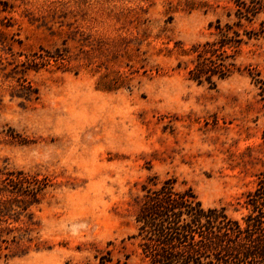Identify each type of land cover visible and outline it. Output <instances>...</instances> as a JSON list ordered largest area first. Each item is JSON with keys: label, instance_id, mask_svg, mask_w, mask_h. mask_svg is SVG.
Returning a JSON list of instances; mask_svg holds the SVG:
<instances>
[{"label": "rangeland", "instance_id": "374dc122", "mask_svg": "<svg viewBox=\"0 0 264 264\" xmlns=\"http://www.w3.org/2000/svg\"><path fill=\"white\" fill-rule=\"evenodd\" d=\"M234 11V0H0V264H100L108 251L112 264H147L136 217L147 186L170 176L242 217L264 159V95L248 71L264 65V34H243L215 86L189 78L183 52Z\"/></svg>", "mask_w": 264, "mask_h": 264}, {"label": "trees", "instance_id": "16d2710c", "mask_svg": "<svg viewBox=\"0 0 264 264\" xmlns=\"http://www.w3.org/2000/svg\"><path fill=\"white\" fill-rule=\"evenodd\" d=\"M234 4L237 19L224 25L218 19L216 39L183 49L185 54H194L190 79L215 86L216 79L234 72L236 65L229 58H235L243 34L248 38L264 34V19L258 28L244 29V33L235 28L264 13V0H234ZM248 71L264 95V65H251ZM261 144L264 147V129ZM177 183L170 176L147 186L136 217L147 264H264V159L253 187L238 199L245 210L240 219L225 206H205L191 187L179 189ZM99 260L100 264L113 262L109 251Z\"/></svg>", "mask_w": 264, "mask_h": 264}]
</instances>
